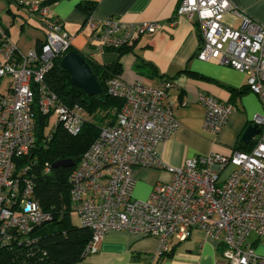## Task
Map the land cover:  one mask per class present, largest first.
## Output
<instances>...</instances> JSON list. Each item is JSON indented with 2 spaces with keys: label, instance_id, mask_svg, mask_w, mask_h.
<instances>
[{
  "label": "built area",
  "instance_id": "obj_1",
  "mask_svg": "<svg viewBox=\"0 0 264 264\" xmlns=\"http://www.w3.org/2000/svg\"><path fill=\"white\" fill-rule=\"evenodd\" d=\"M14 2L46 32L39 47L22 51L0 25V247L14 239L12 233L29 243L32 230L52 219L51 211L44 210L34 195L30 170L36 162L19 166L17 162L35 144L34 109L48 117V124L54 116L53 126L61 124L72 135L90 119L79 105L62 102L45 82L54 60L71 46L62 21L49 16L48 5ZM227 12L239 18L238 26L224 21ZM176 16L196 22L197 58L244 73L249 91L264 108V25L230 0H180ZM86 24L97 54L129 45L159 27L155 22L126 23L90 14ZM105 87L123 105L115 123L102 126L68 176L72 210L91 232L82 256L96 253L109 231H126L156 238L159 246L151 256L155 260L169 250L170 239L184 241L199 229L217 244L220 260L215 264H264V113L251 118L260 128L251 149L197 155L172 168L156 149L180 126L166 101L171 83H127L115 75L106 79ZM198 101L203 126L214 134L236 110L232 103L204 93ZM50 138L48 133L46 140ZM135 167L166 168L171 176L157 182L146 199H134ZM43 169L48 173L50 165L45 162Z\"/></svg>",
  "mask_w": 264,
  "mask_h": 264
},
{
  "label": "crops",
  "instance_id": "obj_2",
  "mask_svg": "<svg viewBox=\"0 0 264 264\" xmlns=\"http://www.w3.org/2000/svg\"><path fill=\"white\" fill-rule=\"evenodd\" d=\"M50 2L48 14L60 19L71 35V48L99 64L118 61V74L127 83L142 81L158 85L171 83L166 101L171 105L179 128L157 145V155L166 166L181 167L187 158L210 152L228 153L231 148L249 150L257 136L247 143L241 134L255 113H264L258 97L249 91L246 75L216 60L202 61L196 56L200 39L196 22L177 17L180 0H25ZM236 8L264 25V0H230ZM90 10V11H89ZM94 18H116L126 23L155 22L152 34H142L124 49L112 48L103 54L94 52L96 42L86 24ZM224 21L234 27L239 18L227 12ZM0 25L20 50L38 47L45 28L24 7L13 0H0ZM204 93L219 101L232 103L236 110L224 127L214 134L203 126V107L198 95ZM185 102V105L182 104ZM132 197L146 199L157 182L167 181L166 168L135 167ZM199 243L202 247L199 248ZM169 250L160 264H215L217 244L193 229L184 241L169 240ZM158 240L126 231H109L99 250L75 264H147L157 251ZM171 252V254H168ZM219 255V254H218Z\"/></svg>",
  "mask_w": 264,
  "mask_h": 264
},
{
  "label": "trees",
  "instance_id": "obj_3",
  "mask_svg": "<svg viewBox=\"0 0 264 264\" xmlns=\"http://www.w3.org/2000/svg\"><path fill=\"white\" fill-rule=\"evenodd\" d=\"M49 3L40 4L49 6ZM70 50L71 46L54 60L52 68L45 76V82L62 102L70 107L79 105L90 119L83 123L76 135L68 133L61 124L51 127L47 132L48 117L34 109L35 144L30 152L17 162L18 166L36 162L30 170L35 180L34 195L44 210L51 211L52 219L32 230L28 235L29 243L12 233L14 239L6 246L0 247V264H75L84 258L82 251L91 237L88 228L72 221L68 176L73 166L53 168L51 165L64 159H71L76 164L97 138L102 126L115 123L123 100L107 94L105 81L118 75L121 68L118 61L102 65L86 58L103 89L101 94L89 96L70 83V75L61 66L62 56ZM48 133H51V138L46 140ZM45 162L50 165L48 173L43 169ZM162 256L155 260L150 259L147 264H160Z\"/></svg>",
  "mask_w": 264,
  "mask_h": 264
},
{
  "label": "water",
  "instance_id": "obj_4",
  "mask_svg": "<svg viewBox=\"0 0 264 264\" xmlns=\"http://www.w3.org/2000/svg\"><path fill=\"white\" fill-rule=\"evenodd\" d=\"M60 62L61 66L70 75L69 81L72 85L80 88L89 96L102 93L103 89L83 54L72 49L62 56ZM259 133V126L255 123H250L242 132L241 141L247 143ZM74 164L71 159H64L54 162L51 166L53 168L72 167Z\"/></svg>",
  "mask_w": 264,
  "mask_h": 264
},
{
  "label": "rangeland",
  "instance_id": "obj_5",
  "mask_svg": "<svg viewBox=\"0 0 264 264\" xmlns=\"http://www.w3.org/2000/svg\"><path fill=\"white\" fill-rule=\"evenodd\" d=\"M227 24H228V23H227ZM107 119H108V118H107ZM55 122H56L55 117H54V116H51V117H50V123H49V125L47 126V129H46L47 132L51 129V127L55 124ZM106 122H107V121H106ZM72 221H73V223H75V224H78V223H79L78 218H77V215H76L75 212H72ZM216 259H217V260H220L218 254H217V258H216Z\"/></svg>",
  "mask_w": 264,
  "mask_h": 264
}]
</instances>
